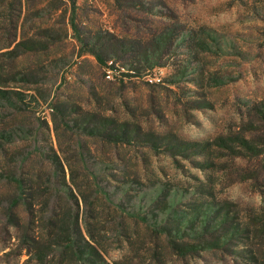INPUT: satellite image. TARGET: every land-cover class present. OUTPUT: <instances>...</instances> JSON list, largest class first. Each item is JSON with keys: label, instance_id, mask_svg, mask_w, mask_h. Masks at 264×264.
Listing matches in <instances>:
<instances>
[{"label": "rangeland", "instance_id": "374dc122", "mask_svg": "<svg viewBox=\"0 0 264 264\" xmlns=\"http://www.w3.org/2000/svg\"><path fill=\"white\" fill-rule=\"evenodd\" d=\"M75 215L109 260L264 264V0H0V264H58Z\"/></svg>", "mask_w": 264, "mask_h": 264}, {"label": "trees", "instance_id": "16d2710c", "mask_svg": "<svg viewBox=\"0 0 264 264\" xmlns=\"http://www.w3.org/2000/svg\"><path fill=\"white\" fill-rule=\"evenodd\" d=\"M72 2L73 5H75L76 0H72ZM71 25L74 29L76 38L82 43V46H84L82 50L87 52L89 51L90 53L95 55L99 64L104 67L108 62L106 54L101 52L102 49L106 47L105 45H116L118 49H122V42H118V38L116 36L109 37V35H111L109 32H107L106 35L102 34L97 36L95 38L94 44L92 46H89L88 42H86L85 38H83V36L80 34L77 23L72 20ZM156 38V43L153 44V46L150 45V48H148V46L144 47V54H147L150 51L155 53L156 51L160 52L161 49L170 50L172 48V46L168 43V36H164L161 33L159 36H156ZM108 52L113 54L116 53V51L113 49L108 50ZM161 57L162 56H159L160 59ZM164 57L165 56L162 57V60H158L157 62H155V65H164V63L166 62L164 60ZM58 164H60L59 159ZM17 183L22 185L23 181L17 179ZM49 189L51 188L49 187ZM16 201L18 202L17 199ZM10 207L12 209L14 205H11ZM128 216L130 217V214ZM218 223L216 222V224L213 226H208L207 224L206 226H201V228H203V235H211L216 238L214 243L211 242L202 244L185 240H183L182 242H174V240L171 239L170 245L181 256H187L190 253L197 251L199 248H201L202 250L214 249V247L220 245V242H222V240L220 239L222 237L227 240L231 237V234L235 235L237 231L242 230L239 225L233 226V224H228L227 226H224L226 223H231L226 219V217H222L220 219V222ZM219 225L221 228H223L222 234L216 233V230L219 229ZM252 225L254 234L259 232L260 236L264 237V219H257V221L252 223ZM86 231L87 233H85L83 228L81 227L78 216H71L67 234L63 235V237L61 236L62 238L55 240L54 242L58 245V247L60 248V252L63 255L61 261L58 264H66V261H68L67 264H134L129 258L125 256H122L118 259L109 260V258H107V256L105 255V248L100 244L96 234L89 226L86 227ZM165 233L167 236H170L168 232ZM47 264H53V260L52 262L48 260Z\"/></svg>", "mask_w": 264, "mask_h": 264}, {"label": "built area", "instance_id": "2783aa9c", "mask_svg": "<svg viewBox=\"0 0 264 264\" xmlns=\"http://www.w3.org/2000/svg\"><path fill=\"white\" fill-rule=\"evenodd\" d=\"M114 60L111 59L109 60V62L107 63V67L105 68V75L108 79H114L115 77H118L119 74L125 70L124 67H119V66H114ZM155 77L150 76L149 79L150 81H152ZM160 79V78H158Z\"/></svg>", "mask_w": 264, "mask_h": 264}]
</instances>
